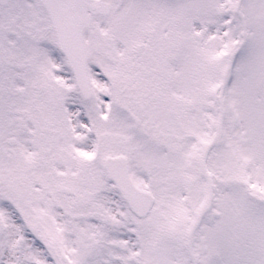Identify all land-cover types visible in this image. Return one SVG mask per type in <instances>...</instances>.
<instances>
[{
  "label": "snow or ice",
  "instance_id": "6c2138e0",
  "mask_svg": "<svg viewBox=\"0 0 264 264\" xmlns=\"http://www.w3.org/2000/svg\"><path fill=\"white\" fill-rule=\"evenodd\" d=\"M0 264H264V0H0Z\"/></svg>",
  "mask_w": 264,
  "mask_h": 264
}]
</instances>
